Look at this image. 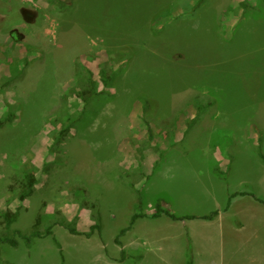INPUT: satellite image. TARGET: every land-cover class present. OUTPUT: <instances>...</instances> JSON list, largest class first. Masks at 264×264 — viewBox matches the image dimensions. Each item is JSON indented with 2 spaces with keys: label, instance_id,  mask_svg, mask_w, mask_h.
<instances>
[{
  "label": "rangeland",
  "instance_id": "obj_1",
  "mask_svg": "<svg viewBox=\"0 0 264 264\" xmlns=\"http://www.w3.org/2000/svg\"><path fill=\"white\" fill-rule=\"evenodd\" d=\"M244 1L0 0V212L20 208L12 230L26 234L87 232L96 209L102 227L58 224L2 245L3 264H187L189 237L194 264L229 263L236 212L142 218L116 239L160 199L198 216L231 191L264 199V0ZM106 66L114 85L85 105L77 74ZM26 172L38 184L22 201Z\"/></svg>",
  "mask_w": 264,
  "mask_h": 264
},
{
  "label": "trees",
  "instance_id": "obj_2",
  "mask_svg": "<svg viewBox=\"0 0 264 264\" xmlns=\"http://www.w3.org/2000/svg\"><path fill=\"white\" fill-rule=\"evenodd\" d=\"M202 2V1H201ZM243 8L247 11L248 9V2L245 0L242 4ZM244 10V11H245ZM116 77V72L110 68L109 66H106L101 69L98 78H95V75L92 72H88L87 74H84L82 71L77 74L78 78V89L76 90L77 98L81 100L85 105H89L95 98L99 97L103 92L100 90V87L104 88H110L114 85L113 81ZM7 124L12 125L14 123V118H10L7 122ZM5 123H3L0 120V127H3ZM65 135V131L62 130L59 133L58 136V143L60 144L63 137ZM261 145H259V148L257 149V153L260 157V159L264 163V153L261 149ZM218 171V170H217ZM219 172V171H218ZM223 176V179L227 181V176L224 173H221ZM38 184V179L33 175L30 174V172L25 173V179H24V187L23 191L21 192V200L25 201L29 197L34 195V189ZM245 196H251L257 201L264 204L263 200L258 199L255 194L249 193V192H236L229 196L227 205L224 209V212H228L231 208L232 202L237 197H245ZM164 202L160 199L156 202L154 206V212L152 215L148 216L147 214L143 212H138L132 217L131 224L128 228L123 229L116 239V243L120 246H122V242L120 241V237L125 236L129 231H131L134 224L137 222V220L142 218H149V219H159L163 216H166L169 218V220L173 222H186V221H195V220H204V221H213L215 220L221 213L220 210H214L210 212L209 214L198 216V215H176L174 212H172L170 209H166L163 207ZM89 209V205L87 206ZM94 210V209H93ZM20 216V208L16 209L15 211H6V212H0V222L4 226V231L0 232V247L2 245H9L13 248H17L20 244L19 239L24 240L27 245H30L33 243L35 239H43L47 237L53 236V226H56L58 224L65 225V223L62 221L60 223H55L48 227L46 230L42 231L38 229V225L34 227L32 231L29 233H23L20 230H12L13 225L18 221V218ZM94 222L95 224L90 227L89 231L87 232H78L76 228L70 226L69 224L65 225L66 228L69 230V232L73 235H83L87 238H91L96 232H101V213L99 211L94 210L93 212ZM189 244H188V259L187 264H194V257H193V250H192V241L190 238ZM56 245L61 249L60 244L55 240ZM0 263L3 264L1 255H0ZM64 264V263H63Z\"/></svg>",
  "mask_w": 264,
  "mask_h": 264
},
{
  "label": "crops",
  "instance_id": "obj_3",
  "mask_svg": "<svg viewBox=\"0 0 264 264\" xmlns=\"http://www.w3.org/2000/svg\"><path fill=\"white\" fill-rule=\"evenodd\" d=\"M225 175L227 176V174ZM237 178H241V183L245 184L243 174L238 175ZM236 192H249V191L244 189L235 190V191H231L229 193V196ZM249 193L255 194V196L258 199L264 201V199L262 197H259L256 192H249ZM227 202L224 206H222V208L224 207L223 209L222 208L214 209L221 211L220 215L215 220L205 221V223L209 225H219V221L223 215H230L229 218L232 220L234 212H236L237 215L240 217V226L239 227L234 226L236 239H233V237L230 238V247L232 250L235 249V251L229 252L228 254H225L226 252L223 251L224 261L225 262L229 261V263L227 264H264V204L257 201L251 196L237 197L233 200L230 210L228 212H224ZM186 222H189V224H191L190 221H186ZM222 232L224 239L225 235L227 234V230L225 227H223ZM242 245H245L247 247L246 249L247 252L246 254H244V256L238 252L240 247H242Z\"/></svg>",
  "mask_w": 264,
  "mask_h": 264
}]
</instances>
